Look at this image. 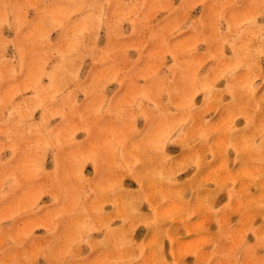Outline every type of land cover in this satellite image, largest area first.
Instances as JSON below:
<instances>
[{
	"label": "rangeland",
	"instance_id": "rangeland-1",
	"mask_svg": "<svg viewBox=\"0 0 264 264\" xmlns=\"http://www.w3.org/2000/svg\"><path fill=\"white\" fill-rule=\"evenodd\" d=\"M0 264H264V0H0Z\"/></svg>",
	"mask_w": 264,
	"mask_h": 264
}]
</instances>
